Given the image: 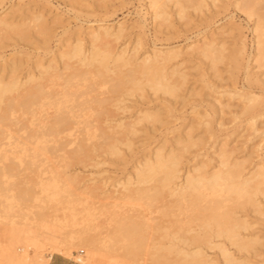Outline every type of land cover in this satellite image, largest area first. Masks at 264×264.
Segmentation results:
<instances>
[{
    "label": "rangeland",
    "instance_id": "rangeland-1",
    "mask_svg": "<svg viewBox=\"0 0 264 264\" xmlns=\"http://www.w3.org/2000/svg\"><path fill=\"white\" fill-rule=\"evenodd\" d=\"M204 3L205 5L198 10L193 8V6L187 5L185 6L186 8L184 7V13L182 12V14H180L178 5L175 6L173 0H169L165 3L166 16L164 18L161 16H154L153 9L149 5V0H0V77L4 81L8 80L9 77H17L22 82L26 81L27 83L25 82L26 84L21 86L24 90L29 85L27 78L30 75L33 76L32 79L42 81L38 77L40 69L42 70L49 62L56 71L59 73L62 72L63 76H66L68 72L75 68H79L81 72L83 68H88L86 65L80 64V62L77 64V57L72 58V60H67L70 65H74L72 66L74 68H65V59L62 60L60 58V52L63 49H67L66 46L68 44L72 46L76 41L81 40L80 43L83 49L86 50L85 54H87V51L91 48V42L88 37V31L91 29V26L97 28L99 26L110 25L117 28L120 24L121 32L119 33V37L116 39L110 37L111 39L109 38L108 40L111 44H108L112 47V51L116 53L124 49L127 55H134L132 57L133 59L135 58L133 62L137 60V66L139 65L138 62H140L151 49L175 51L176 56L168 62L167 68L168 70L176 68L185 74V80L177 91V96H170L161 91L154 92L151 88L149 89L147 85H143L142 88L144 90L141 89L139 91H136V89H127V87H121L122 89L120 88L119 90H112L111 84L114 83L112 82L114 81V74L113 72H109L107 73L108 75L104 77V80L106 79L107 81L99 80L104 84L98 82L97 84L99 86L95 85V87L93 85L97 91H92V93H94L92 94L94 97L90 99L92 102L89 101L86 96H83V98H85L84 101L81 96L84 90L91 92L93 86L91 85L92 87L89 86L91 88L86 89V83L89 84V82H86L82 78L80 79L82 83H84L82 84L80 80H78V84H80L79 86L77 84L79 87V91H77L78 97L77 95L75 97L79 100L77 99L76 101H84L85 103L87 102L86 100H88L89 103L91 102L90 110L94 108L98 110L97 112L99 114L101 113L99 115L95 110L91 111V113H96L92 115L90 119L96 116L98 120H94L98 122L94 120L93 122L98 123L97 125H99L100 122L99 128L103 130L105 128H101L100 126L104 127V125H109L108 129L110 131L106 129L107 132H111L112 127H115V129L118 127L117 129L119 131L113 129L116 132V134L114 132V137L121 139L118 140L117 144H115L117 140L115 141L113 137L104 139L101 133H97L99 131L98 129L95 130L97 131V137L94 136L95 139H92L93 141L97 139V142H100L98 139L100 137L101 140L103 139V144L106 141L105 145H108V141L112 142V140H114L112 143L117 147L114 152L107 149L108 146L105 145H101V148L100 146L96 148L93 147L91 140L87 142V149L82 152L75 143L70 145L63 142V137L62 142L65 147L60 145L62 147L60 149V146L57 145L59 147L53 149L55 148V144H50L48 146L50 149H47L52 150V152L49 151L48 153L50 155L53 153V157L50 155L48 157V153L43 154L47 155L46 157L48 158L39 155V157L35 159L36 163L34 162L35 160L32 159L35 166L32 161H29L31 156L24 153L20 154L19 151V153L17 152L20 154L18 156L19 158L15 156L17 153H15V155L8 154L10 152L7 153L6 160L3 158L5 156H0V159L3 158V160H0V163L3 162L2 165L6 166L3 170L0 164L1 172L6 171V176L1 177L3 174H0L2 178H0V181L7 186L5 189V186L1 184L2 186L0 185V189L3 187L5 190L2 189L1 191H7V193H4L6 196L11 193L10 197L3 196L0 201L2 203L9 202L8 204H10V202L14 204L16 200H20V202L23 201L21 202L22 205H20L22 207H17L15 205L18 209L15 206L14 209L12 207L13 212L9 210V214L5 213L7 216L0 208L2 212H0V214L3 215L0 216L2 217L0 220V264H15L17 263L15 261L16 256H19V259L26 258L28 264H48L51 256L60 257L72 264H154L152 261L154 253L151 255L150 253L153 252L151 250V248L153 249L152 238L157 236V232L153 233L151 227L154 226V223L161 222L162 220L165 222L164 219L169 218L167 216L166 218L160 217V207L154 208L157 205L160 206V202H155L157 203L155 204L147 198H141L142 201L138 199L133 201L134 199L131 198L132 200L130 199L129 201L135 204L132 203V205L129 202L123 205V208L129 212H134V210L137 209V211L141 213L146 211L145 213L147 215L144 213L147 217L146 223L151 225V227L148 228V233H153L152 237H149L151 242L149 239L147 240V244L150 243L151 245L143 243V248L141 247V252H139L141 254H137L133 257H128L125 253L117 249L108 250L104 247L95 246V242L92 239L80 236L79 228H82V224L78 225V222L81 221L82 218L85 219V216H87V213L85 214L86 211H84L87 206L93 203V205H98L102 202V197H104L105 194L113 190H121L118 186L122 187V183L127 181V179L132 181L135 180L137 173L136 169H139L143 160L148 156H152V153L159 146L167 153L171 148L175 149V147L181 145L178 141L182 142L188 137L194 141L196 140L198 144L202 142L200 143L201 146L194 145L190 148L189 152L184 155L183 165L179 172L180 176L176 180L178 183L182 182L185 176V165L192 166L193 162H196V160L208 163L209 165L207 164V168H205L209 171L215 168L218 162L217 158L220 148L226 149V152H230L226 153L227 157L229 156L228 159L230 158L229 160L241 161L245 170L244 173L247 175L255 169L253 166L255 163H260L264 167V137L262 133L264 131V116L258 118L257 126L260 130L254 132L253 128L249 126L242 117H234V112L240 109L239 103L242 98H239V100L234 96L231 97L229 93H227L230 89L235 88V90H237L246 86L245 73L246 69L249 68L251 79L255 80L257 78L258 80V82H255L257 80H253L252 83L249 81L251 86L257 93H261L264 98V62L262 61V65H258L260 63L257 61L261 59L258 60L255 58L256 55L258 57V50L255 47L256 34L252 31L253 27H255L254 20L256 16L249 18L250 20L247 19V15L243 12L244 9H242L245 5L244 0H215L214 2L211 0H204ZM254 6H257L256 10L260 8L259 10L264 13V10L262 11V9H264V0H259ZM261 6L263 8H261ZM259 10L257 13L260 12ZM38 15L39 18L43 20L42 22L44 25L39 21ZM36 16L38 18L37 21ZM4 23L8 25L13 24L17 30L14 27L12 30V26H7L5 28L4 25L6 26V24ZM32 25L35 26L33 27ZM41 26L46 27L47 33L42 34L38 32V29L42 28ZM23 27L28 30H24ZM3 28H5V30ZM21 28H23L22 30L25 36L22 35L20 32L21 30H18ZM14 30L16 32L19 31V35ZM239 31L243 34H237ZM5 32L7 33L6 35ZM20 34L22 37L24 36V38H22ZM238 35L245 36L244 45H246V59L244 58L242 60L239 69L236 70L228 65L226 59L211 67L209 59L199 54L195 49V47L200 45L203 41L212 40L214 45L224 47L223 49L225 50L222 54L227 55L229 49L231 50L230 47L232 45L234 46L232 43H235L234 41H236ZM255 59H257V61ZM117 62L119 61L114 63L111 62L113 63L111 68L116 69L115 71L118 70L117 72L121 70V75L128 74L129 70L133 67L132 65L130 67L128 64L122 66ZM133 62L131 64H133ZM74 63L77 64V67ZM119 63L122 64L121 62ZM133 65H135V62ZM92 68L94 67L92 66ZM89 75L91 76L92 74L89 73ZM83 76L84 78L85 76L88 77V74L85 73ZM260 82L262 83V87ZM109 83L111 84L109 85ZM80 89H82L81 91L83 93L80 92ZM86 91V94L84 93L83 95H87V97L92 96L89 95L91 93ZM98 92L100 94H98ZM99 97L106 98L102 99L104 100L102 101ZM80 98H82V101H80ZM94 98H97L98 101L96 99L94 100ZM99 103L101 106L99 105L98 107ZM90 104H88V107ZM102 106H104V108ZM206 108H217L219 111L222 109V112L220 111V113L216 114V117L217 119H222L223 125L218 126L217 123H214L213 126L215 131H213L212 135L202 131L198 125L199 119L201 118L200 116L204 113ZM88 110L89 109L85 110L87 114L89 113ZM145 112L155 113L157 117L155 119L156 121L154 120L151 122V120H149V122L145 119H141V122H139L138 117L145 114ZM17 113L18 112L10 116V119L14 118L13 120L15 122L12 121V119L7 120L6 124L9 122L8 125L10 127H8L11 129L12 127L16 128L15 123H18L17 120H15V116H18ZM84 113L86 112H83V114ZM91 113L89 114L91 115ZM96 114L100 117H97ZM99 119H101V121ZM136 119L138 121H136ZM132 122L133 124H130ZM12 123H14V125ZM121 123L122 125L120 126L119 124ZM110 124L115 126H111ZM129 125H131V127L133 125L134 127L129 128L132 132L127 128L130 127ZM96 127L98 128V126ZM81 129L79 130L80 132L83 131ZM79 131L76 130L74 133L77 134ZM80 132L78 136L82 139V133L80 135ZM66 137L67 139L69 138V136ZM73 147L78 150L70 149ZM57 150L60 151L58 152ZM194 151L198 153V156L192 158ZM61 153L64 156H61ZM55 154L58 156L54 158ZM59 155L61 156V160L58 158L60 157ZM71 156L72 158H70ZM63 157L65 159L67 157V159L70 160L66 159V162ZM187 157L191 158V160L188 161ZM209 157L214 158V160L212 158L211 161L208 160L210 159ZM48 160L53 161V163L47 162ZM31 162L32 164L29 165ZM49 163L52 165L54 164V166H51ZM13 166L16 168L15 172H13ZM7 167H9V169ZM54 167L56 168L55 170ZM27 169L29 171H27ZM52 169L54 171H52ZM9 170H12V172ZM36 172L38 174H36ZM55 172H57L55 180L57 183L60 181L58 184L59 189L57 190V187H54L40 191L39 186H41L43 181L45 184H52V180L56 174ZM31 173L35 176L34 178L31 177ZM26 175L30 176L28 179L31 181L25 179L27 178ZM33 180L35 182H33ZM9 182H11L13 186ZM135 185L136 183L132 186ZM17 186H19V188ZM29 188L31 190L33 189V191L31 192ZM26 189H29L28 192H31V194L37 191L36 195H30L32 196L31 199L28 195V197H23L22 200L19 197L20 191H27ZM73 191L74 193H72ZM17 192H19V194ZM75 192L79 193V195L81 194L80 199H78L79 195L77 196ZM64 193H66V195ZM67 193L69 196H67ZM15 194H17V196ZM74 195H76L77 198H75L76 196ZM24 198H27V202ZM76 199H78V201ZM165 199L169 200L171 198L166 197ZM258 199H260V197H258ZM25 205H27L26 208H23ZM251 205L252 204H245L244 206L241 205L242 207L239 206L236 207L237 209L232 208L233 210H231L234 217H239V219L245 220L246 223L249 222V230H245L246 232L243 231V235L247 236V238L255 239L253 247L247 252H240L230 246L229 243L225 242L229 251L232 252L233 259L230 258L231 260H228L224 258L225 256H222L218 248H209L204 245V250L207 255V262L205 264H264V200H261V205L258 208L259 211H255L254 206ZM89 207L91 208V206ZM240 207L242 209H238ZM14 210H17V212H14ZM184 212L182 211L180 213L181 217L179 216L178 218L184 221L185 226H188L190 222L193 223H191V225H194L195 222L192 220L190 221L188 218V215L191 214L189 209ZM188 212L189 214H186ZM82 213L85 214L83 215L84 217H82ZM148 216L150 218H148ZM87 218L89 217L87 216L84 221L88 226L91 222H89ZM187 218L189 223H187ZM19 230H27L33 234V237L28 240V242L16 241L12 244L13 252L17 254L15 256V254L10 252L11 243H9V239L11 234ZM76 231L78 234H74ZM89 232L92 234V231ZM146 236H148V234ZM215 241H218V239ZM219 241H221V239H219ZM24 243H29L25 250L21 249ZM16 246L18 248H16ZM146 246L151 247L150 249L148 247L147 250ZM49 254H52L50 258ZM147 254L149 255L147 256Z\"/></svg>",
    "mask_w": 264,
    "mask_h": 264
},
{
    "label": "bare ground",
    "instance_id": "bare-ground-1",
    "mask_svg": "<svg viewBox=\"0 0 264 264\" xmlns=\"http://www.w3.org/2000/svg\"><path fill=\"white\" fill-rule=\"evenodd\" d=\"M167 1L169 0H149V5L153 9L154 16H157V17L161 16L165 18L166 16L165 3ZM211 1L214 2L215 0H211ZM258 1L259 0H244L245 5H244V8L242 7L244 11L241 9V7L240 9L243 12H245L248 20H250L249 18L256 16L255 20L253 19L255 22V27H253L252 29V31H254V33L256 34V42H255L256 46L255 47L258 50L257 52L258 57L256 55L255 58H257L258 60L259 59L261 60L260 61H257V59L255 60L258 63H260L258 65H262V61L264 62V13H262L259 10L260 8H258L260 12L257 13L258 11L256 10L257 6H254V5H256ZM173 2L175 6L178 5L179 8L178 7L177 8L180 14H182V12L184 13V7L187 5L193 6V8H195L196 10L201 9L202 6L205 5L204 0H173ZM261 8L263 7L261 6ZM263 10L264 9H262V11ZM38 18H39V15H38ZM38 18L36 16V21ZM39 21L42 22L43 20L39 18ZM7 26L9 27L12 26L11 29L13 30V27H14L13 24L12 25L6 24V26L4 25L5 28ZM0 28H1V25H0ZM5 28L3 29L5 30ZM23 28L18 29V30H21L20 32L22 33V35L25 36V34H23V30H22ZM15 29L17 30V28ZM40 29H38L39 33H42V34L47 33L45 26ZM24 30H28V29L24 28ZM20 32L18 31L16 33L19 35ZM120 32H121L120 24L117 26V28L115 26H110V25L99 26L97 28H93L91 26V29H89L88 31V37L91 42L90 43L91 48L87 51L88 52L87 54H85L86 50L83 49V46L80 43L81 40L76 41V43L73 44L72 46L68 44L69 47L67 45L66 46L67 49L61 50L60 58L62 60L65 59L64 67L67 69H70L69 67L74 66V65H70L69 62H67V60H70V59L72 60V58L77 57L78 59V61H76L77 64H79L78 62H80V64L82 63L84 64V66L86 65V67H88V68H83L84 66L82 65L83 66L82 68L84 70V71L82 70V72L80 71L79 68H75V69H72L70 72H68L66 76L64 75L65 76L64 77L62 72L60 71L61 73H59L58 71H56L55 68H53V65L49 62L46 66L42 68V70L40 69L38 77L42 81H36L32 79L33 76L30 75L27 78L28 80L26 79L29 82L28 83L29 85L28 86L26 85L27 88L25 90L22 89L21 86L23 84H26L27 83L26 81L22 82L17 77H11V78L9 77L10 79L8 78V80L4 81L0 77V156L1 157L2 155L5 156L3 157L4 160H6V157H7L6 155L8 152H10L8 154L15 155V153H17L18 151L20 152V154L24 153V154H28L29 156H31L30 160L27 158L29 161H32V159L35 160L36 157L37 158L39 157V155L46 157L47 155H43V154L45 153L47 154L49 151L52 152V150H48L50 149L48 148L50 144H55V148L53 149H56V147H59L60 145H63L65 147L63 142H65L66 144H70V145L71 144L73 145V143H75V145L78 146V149L80 148L82 152L87 149L86 146L88 145L87 142H89V140H91V144L93 143L92 144L93 147L96 148L100 146L101 148V145L104 146L106 141L103 144L102 143L103 139L101 140L100 137L98 139L100 140L101 143L99 141L97 142V139L96 141H93L92 139L93 138L95 139V137H97V133L99 134L101 133V136L104 139H106L107 137H111V138L113 137L115 141L117 140L115 143L117 144L118 140H121V139H119L118 137L117 138L114 137L116 134L114 130H116L118 127L116 129L115 127L114 128L112 127L111 132H107L106 129L109 128L108 127L109 125H104V127L100 126L101 128H105L103 130L99 128L100 122H99V125H97L98 123H95L98 120L96 116L95 118L92 117V119H90V117L92 115H95V113L98 111L94 108L90 110V106H91L90 103L92 102L90 99L94 97L92 95L94 94L92 93V91L93 90L97 91V89L94 88V86L95 85L99 86L97 84L98 82L101 83V81L99 80L105 81L106 79L104 80V77L108 75L107 73L109 72L110 73L113 72L114 74V77H113L114 81H112L114 83L112 84L109 83V85L111 84L112 86L111 87L112 90H119L121 87H127V89H131V90L136 89V91H139L143 89L142 88L143 85L145 86L147 85V87L149 89L151 88L154 92L161 91L162 93L170 95V96L172 95L177 96L176 93L180 89L181 85H183V82L185 80V74L183 72H180L176 68H172L171 70H168L167 68L168 62L176 56L175 51L151 49V51L147 53L141 59L140 61L141 63L138 62L139 64L138 66L136 63L137 60L134 61L135 65H133L134 64L133 60H135V58L133 59L132 57L134 55L133 56L127 55L124 49H121L118 53H116L112 51L113 49H111L112 47H110L111 43L109 42L108 39L110 37H114L113 39L118 38ZM240 33L242 32L239 31V33L237 34H240ZM6 34L7 33L5 32V35ZM24 36L23 37L21 36V37L24 38ZM244 37L242 35H238V38L236 39V41H234L233 39V41L236 44L232 43L234 44V46L232 45L230 47L231 50L229 49L227 55L224 54L225 56L222 54L223 51L225 50L223 49L224 47L222 46L218 47V45H214L212 40L203 41L200 45H197L195 49L198 51L199 54L209 59V63L211 67L215 66L218 62H222L224 59H226V61L228 62V65L231 66V68H233L234 70H236V69H239V66L242 63V60L246 56L245 55L246 45H244V41H245ZM116 61H119L122 63L120 64L119 62H117L119 65L125 66L126 64H128L130 65V67L131 65L133 67L129 70L128 74L121 75L120 69H119L120 71L117 72L118 70L115 71L116 69L111 68L112 64ZM132 62L133 64H131ZM77 64H75L76 67H77ZM92 66L94 68H92ZM82 73L83 75L87 73L88 77L85 76L84 78ZM89 73L92 75L90 76ZM82 78L86 82H89V84L85 82L87 85V87L85 86L86 89L87 88L89 89L94 85L92 87V90L90 89L91 92L87 90L88 93H91L89 95H92V96H88L90 98H88L87 95H83L86 90H84L83 91L84 93H83L81 91L82 89H80V92L83 93L82 96L81 95L80 96L82 98L83 96H86V98L89 99V101H91L90 103L88 102V100H86L87 102L84 103L85 98H83L84 99L83 102L76 101L78 99L77 98L78 97L77 91H79L78 86L80 85L78 84V80ZM253 80L254 79H251V73L249 71V68H247L246 73H245L246 86L242 87L241 89H237V90H235V88L230 89L231 91L227 90L228 91L227 93H229L231 97L234 96L238 99L242 98L241 102L239 103L240 109L234 112L235 114L234 117L235 118L242 117V119L245 120L246 123H248V125L251 126L253 128V131L255 132V131L260 130V128L257 126L258 118L264 116V98L262 97L261 93L259 92L257 93L255 90H253L251 86V83L253 82ZM255 80H257V78ZM80 82L82 83L81 80ZM255 82H258V80ZM260 85L262 87V83ZM21 89L24 91H22ZM13 93H16V94H13ZM98 94L100 93L98 92ZM76 95L77 97H75ZM101 97H99L101 100L106 98V97L105 98L104 97L101 98ZM82 98H80V101H82L81 100ZM95 99L97 100V98H94V100ZM88 104H90L89 107H88ZM99 105L100 103L98 104V107ZM210 105H213V104H210ZM92 107H95V106H92ZM102 107L104 108V106ZM87 109H89L88 110L89 113H91V111H94V110L96 112L95 113L92 112L91 115L88 113L89 114L88 115L87 111H85ZM82 111L86 112L84 113L85 115L83 114ZM220 111L222 112V109ZM220 111L217 110V108H212V109L206 108L204 110V113L201 114L200 116L201 118L199 119L200 121L198 122V125L200 126L202 131L208 132L210 135H212L213 131H215V128L213 126L214 123H217L218 126L223 125L222 119L221 118L217 119L216 117V114L220 113ZM16 112H18L17 113L18 116H15L16 117L15 120H17L19 124L15 123L16 128L12 127L11 129L9 128L10 126L8 125L9 122L8 124L6 123H7V120L12 119V118L10 119V116ZM97 114L99 113L97 112ZM99 115H97V117H100ZM139 117H138L139 122H141L140 121L141 119L143 120L145 119L147 121L151 120V122H153L157 118L155 113H150V112H145V114H142ZM13 119L12 121H14ZM94 119H97V120H94ZM93 120L95 122H93ZM99 120L101 121V119ZM138 120L136 119V121ZM133 122L130 124H133ZM92 123H95L96 125ZM12 124L14 125V123ZM110 125L115 126L112 124ZM119 125L121 126L122 123ZM96 126H98V128ZM129 126L130 127H127V128L130 131L131 129L129 128H132L133 125L132 127L131 125ZM80 129L83 130L84 132L83 131L80 132L79 131ZM96 129H98L99 131L98 132L95 131ZM74 130L79 131L80 135L82 133V139L80 138V136H78L79 132L76 134L74 133L75 132ZM123 132H126V131H123ZM262 133L264 137V131ZM66 136H69V138L67 139ZM83 136H84V139H83ZM63 137H64V141L62 142ZM114 140H112V142H114ZM108 142H107L108 145H105V146H108L107 149L114 152L117 147L114 146L115 144H113L111 141H108ZM178 143H181V145L175 147V149L171 148L169 152L167 151V153L163 151L161 146H159L152 153V156L146 157V159L143 160V162L141 160L142 163L141 164L139 163L140 164L139 169H136L137 173H136L135 180L132 181V180L127 179V181L122 183V187L118 186L121 188V190L118 188L120 191L113 190L109 192L108 194H105V196L102 197L103 198L102 202H100L98 205H93L94 204L93 203L92 204L93 206L91 204L89 205L91 206V208L87 206L86 210L84 211H86L85 214L87 213V216L89 217L87 219L91 223L88 226L87 224H85L86 222L84 220H86L87 216H85V219L82 218L84 217L83 215H85L83 214L84 213L83 211L81 221L78 220L79 221L78 225L82 224V228L81 229L79 228L80 236L84 238L92 239L95 242V246L97 247H104L108 250L117 249L125 253L128 257H133V256H136L137 254L138 255L141 254L139 252H141L140 251L141 247L143 248L142 246L143 243L147 244L148 239L151 242L150 238L152 237L153 233L157 232L156 233L157 236L156 235H154L156 237L153 236L155 239L152 238L153 239L152 240L153 249L151 248V250L153 252L150 251L151 252L150 255L154 253V256L152 255L154 257L152 258V261L154 264H205L207 262L206 261L207 255L204 250L205 246H208L209 248H215V247L218 248L222 256H225L224 257L225 259L231 260L230 258H232V254H231L232 252L229 251V248L227 247V245H225V242L229 243L230 246H232L233 248H235L236 250L240 252L249 251L253 247L254 240H255V239L247 238V236L243 235L244 234L243 231L247 229L249 230L248 228L249 222L246 223L245 220L242 219L243 220L242 221L241 219H239V217L238 218L234 217L232 210L241 205L244 206L245 204H252L251 206H254L255 208L254 210L255 211L258 210L259 206L261 205V200L262 199L264 200V167L260 163L258 164L255 163L253 165L255 169L251 171L250 173H248L247 175L244 173L245 170L241 164V161L240 162L233 161V159L232 161L229 160L230 158L228 159L229 156L227 157L226 153H230V152H226V149L220 148V152L218 153V158H217L218 160L217 165L216 166L214 165L215 168L209 171L206 169L207 168L206 166L208 163H205L200 160H196V162H193L192 166L185 165V168H186L185 176L182 179V182L178 183L176 182V180L180 176L179 172H180L181 166L183 165L182 162L184 159V155L189 152L191 147H193L194 145L199 146L200 143L202 142H199L198 144L196 140L194 141L190 137H188L182 142L178 141ZM61 148L62 147L60 146V149ZM70 149L73 150L75 148L73 147ZM78 149H75V150H78ZM18 153L15 156L18 157L20 155ZM49 155L50 154L48 153V157ZM52 155L53 153L50 156ZM56 156L58 155L55 154L54 158ZM61 156H64V155L61 153ZM61 156L58 157L60 158V160H61ZM197 156H198V153L194 151L192 158H195ZM3 158L1 159L3 160ZM70 158H72V156ZM211 158L208 160L210 161L212 159L214 160V158L212 159ZM187 159L188 161L191 160V158H188V157ZM67 160H70V159H67ZM32 162L29 163V165L32 164ZM34 162L36 163V160ZM47 162L53 163V161H50V160H48ZM35 163H34V166H35ZM0 164L2 165L3 162ZM50 165L54 166V164L53 165L50 164ZM5 167L6 166L2 165L1 168L4 170ZM7 168L9 169V167ZM12 168H14V166ZM15 169L16 168H14L13 172H15ZM55 169L56 168L54 167V170ZM54 170L52 169V171ZM1 171L2 170H0V172ZM9 171L12 172V170H9ZM27 171L29 170L27 169ZM5 172L6 171H3L0 173V174H3L1 177L6 176ZM55 173L56 174L54 176V179L52 180L53 181L52 184L51 183L45 184L43 181L41 186H39L40 191L48 190L54 187H57V190L59 189L58 184L60 183V181L59 183H57V181L55 180L57 172ZM18 174H19V171H18ZM33 174L31 175L32 178L35 177L33 176ZM36 174L38 173L36 172ZM26 177L27 178L25 179L29 181L30 179H28V177L30 176L26 175ZM57 177H60V176H57ZM33 182L35 181L33 180ZM135 183L136 185L132 186ZM1 184L2 182L0 183V185ZM2 185L5 186L6 184H2ZM6 187L7 186H5L4 188L6 189ZM17 187L19 188V186ZM26 187H23V188H26ZM4 188L2 187L3 190H5ZM2 189H0V191ZM29 189H26L27 191H22V192L20 191V194L19 192H17L20 195V196L18 195L20 199L23 200V197H26V196L28 197V195L31 199L32 196L36 195L37 191H34L35 194L34 193L31 194L33 189L32 190L30 189L31 192H28ZM1 192H0V199L1 197L6 196L4 195V193L5 192L7 193V191L5 192L1 191ZM72 193H74V191ZM75 193L77 196L79 195V193L77 192ZM10 194H8V196L6 197H10ZM64 194L66 195V193ZM15 195L17 196V194ZM67 196H69L68 193H67ZM77 196L75 198H77ZM80 196L81 194L78 196V199H80ZM166 197H170L171 199L166 200L165 199ZM258 197H260V199H258ZM131 198L134 199L133 201H136L135 199L142 201L141 198H147L152 203L160 202V206L157 205L154 208L160 207L159 209L160 217H164V218H166V216L169 217V218L164 219L166 223L163 222L162 220L161 222L159 221L157 223H154V226L151 227V225L146 223V220H147V217H146L147 214L145 213L146 211L144 212L146 214L145 215L144 213L137 211L138 210L137 208H136L137 210H134V212H129L128 210H125L123 208V205L126 203H129L130 202L129 200ZM24 199L27 202L26 200L27 198H24ZM78 199L76 200L78 201ZM21 202L20 200H16L14 204H11V202L10 204H8L9 202L8 203L4 202L5 204H8V205H5L4 203L0 201V208L4 211V214L5 213L9 214V210L12 211V207L14 209L15 205L17 207L22 205ZM132 203L135 204L134 202H130V204ZM26 206L27 205H25L23 208H26ZM241 207L238 209H242ZM188 209H189V212L191 213L190 215H188V218L190 219V221L192 220L195 223L194 225H191L192 222H190L188 226H185L184 221L178 217L180 216V213L182 211L184 212V211H187ZM15 211L17 212V210H14V212ZM189 212L186 214H189ZM0 216H3V215L0 214ZM1 218L2 217H0V220ZM148 218L150 217L148 216ZM187 223H189V220ZM149 227L153 229V233H150V234L148 233ZM89 231H92V234ZM74 234H78L77 231ZM147 234L148 236H146ZM32 237H33V234L27 230H19L18 232L16 231L13 234H11L10 239H9L10 240L9 243H11L10 252L15 254L16 256L17 254L13 252L14 250L12 249L13 247L12 244L15 243L16 241L28 242V240H30ZM215 238L218 239V241H215L216 240ZM219 239H221V241H219ZM27 244L29 243H26V244L24 243V245L21 246V249L25 250ZM148 244L151 245L150 243ZM148 247H147V250H148ZM16 248L18 247L16 246ZM51 255L52 254H49V258ZM148 255L149 254H147V256ZM19 258H20L19 256H16L15 258V261L18 264H28V262L26 261V258L24 259H19Z\"/></svg>",
    "mask_w": 264,
    "mask_h": 264
},
{
    "label": "crops",
    "instance_id": "crops-1",
    "mask_svg": "<svg viewBox=\"0 0 264 264\" xmlns=\"http://www.w3.org/2000/svg\"><path fill=\"white\" fill-rule=\"evenodd\" d=\"M48 264H72V263H68L64 259H61L60 257L51 256Z\"/></svg>",
    "mask_w": 264,
    "mask_h": 264
},
{
    "label": "built area",
    "instance_id": "built-area-1",
    "mask_svg": "<svg viewBox=\"0 0 264 264\" xmlns=\"http://www.w3.org/2000/svg\"><path fill=\"white\" fill-rule=\"evenodd\" d=\"M81 252H82V250H81Z\"/></svg>",
    "mask_w": 264,
    "mask_h": 264
}]
</instances>
